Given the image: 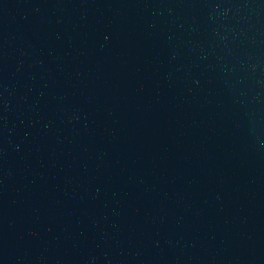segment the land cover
<instances>
[{"label":"water","instance_id":"95a60500","mask_svg":"<svg viewBox=\"0 0 264 264\" xmlns=\"http://www.w3.org/2000/svg\"><path fill=\"white\" fill-rule=\"evenodd\" d=\"M0 264H264V0H0Z\"/></svg>","mask_w":264,"mask_h":264}]
</instances>
